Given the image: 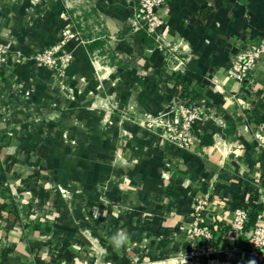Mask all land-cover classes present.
Wrapping results in <instances>:
<instances>
[{"label": "crops", "instance_id": "1", "mask_svg": "<svg viewBox=\"0 0 264 264\" xmlns=\"http://www.w3.org/2000/svg\"><path fill=\"white\" fill-rule=\"evenodd\" d=\"M136 14L133 0H0V40L23 56L73 34L65 67L0 68V200L20 217L0 225L4 264H190L198 200L225 226L236 200L264 205V128L251 119L264 63L246 86L227 74L263 38L264 0H167L148 45L134 41ZM180 84L205 115L188 147L148 126L178 119ZM45 212L64 225L26 222ZM118 229L130 239L114 250ZM246 250L221 232L197 261L251 264Z\"/></svg>", "mask_w": 264, "mask_h": 264}, {"label": "built area", "instance_id": "2", "mask_svg": "<svg viewBox=\"0 0 264 264\" xmlns=\"http://www.w3.org/2000/svg\"><path fill=\"white\" fill-rule=\"evenodd\" d=\"M137 7V14L133 24V30H145L156 41L160 40V30L164 25L163 12L167 6V0H133ZM73 34L68 29L64 32L63 40L50 48L38 52L32 57L23 56L13 50L10 43L0 40V68L12 64H26L32 61L38 67H65L71 60V55L65 52V47ZM261 63H264V36L257 45L244 44L240 53L232 60L227 70L228 77L236 80L244 86L249 85L253 71ZM178 119L173 122L154 121L148 126L163 128L164 137L179 146L188 147L194 137V126L203 121L205 115L201 106L196 101L182 100L177 105ZM264 128V124L261 125ZM208 200H198L195 208L196 216L192 224L193 250L184 258V262L199 264L200 256H210L215 250L218 235L225 232V227H230V238L233 243L240 241L245 234V226L249 218V211L242 208L234 210L230 224L219 225L216 218L204 215L209 210ZM249 245L246 254L254 260L255 264H264V226H257L249 235ZM213 264V263H212Z\"/></svg>", "mask_w": 264, "mask_h": 264}, {"label": "trees", "instance_id": "3", "mask_svg": "<svg viewBox=\"0 0 264 264\" xmlns=\"http://www.w3.org/2000/svg\"><path fill=\"white\" fill-rule=\"evenodd\" d=\"M136 37V38H135ZM137 38H141L142 42L145 43L146 45L150 44L151 41H154V39L149 36L145 30H139L135 35H134V41L136 40L135 43H138ZM25 64H18L17 70H20L24 68ZM182 88V96L186 100H192L190 99V95L192 92L188 89V87L184 86L183 84H180ZM262 99L259 101L258 104L254 106L251 112V119L254 123L257 125H262L264 124V94L261 93ZM196 125L194 126L195 129ZM236 206L238 208L246 209L249 211V218L245 226V234L240 238L241 243H244V245L248 249V243H249V235L250 233L257 227L259 226L258 222L261 217V212L264 210V205H256V207L253 210H249L247 206L244 205V203L240 200H236ZM12 221L15 224H18L20 222V217L19 214L16 211L10 212L8 210V204H5L0 200V225ZM225 233L230 232V227H225ZM8 254L9 252L7 250L1 251L0 252V264H4L8 260Z\"/></svg>", "mask_w": 264, "mask_h": 264}, {"label": "rangeland", "instance_id": "4", "mask_svg": "<svg viewBox=\"0 0 264 264\" xmlns=\"http://www.w3.org/2000/svg\"><path fill=\"white\" fill-rule=\"evenodd\" d=\"M72 59V57H71ZM71 61V60H70ZM70 61L68 63H70ZM153 126L152 128H154ZM164 128V126H163ZM167 140V139H166ZM50 213L45 212L42 216H34L32 218L27 219V223L33 224L34 227L46 226L49 227L52 231H57L60 229L64 223L59 221V218L55 217V215H49Z\"/></svg>", "mask_w": 264, "mask_h": 264}, {"label": "clouds", "instance_id": "5", "mask_svg": "<svg viewBox=\"0 0 264 264\" xmlns=\"http://www.w3.org/2000/svg\"><path fill=\"white\" fill-rule=\"evenodd\" d=\"M130 239V234L124 229H118L110 238V243L114 250L125 247ZM254 264V261L251 262Z\"/></svg>", "mask_w": 264, "mask_h": 264}]
</instances>
